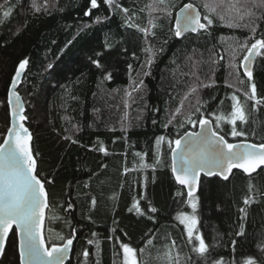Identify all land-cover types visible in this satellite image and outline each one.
<instances>
[{
  "label": "trees",
  "instance_id": "obj_1",
  "mask_svg": "<svg viewBox=\"0 0 264 264\" xmlns=\"http://www.w3.org/2000/svg\"><path fill=\"white\" fill-rule=\"evenodd\" d=\"M212 2L166 0L168 16L149 10L160 7L154 0H114L112 6L97 0L94 9L90 0H0V143L10 127L11 80L27 58L18 87L23 124L38 178L53 181L46 183L45 246L71 239L66 264H123V244L136 250L139 264H169L165 253L172 264H264V169L250 176L234 169L227 180L200 178L193 197L208 245L203 256L179 222L192 198L173 179L175 140L195 130L203 115L229 143L264 142V56L257 57L249 80L240 68L246 51L238 47L264 37V19L240 20L229 0L210 14L204 4ZM187 3L200 9L203 23L206 14L213 23L177 38L175 13ZM150 20L157 27L145 35L140 28ZM233 49L235 68L229 64ZM253 84L258 104L248 98ZM192 87L197 91L173 116ZM233 95L248 117L236 122L245 136L233 137L232 125L223 121L216 127L217 115L231 113ZM158 137L164 139L157 143ZM134 202L144 215L132 208ZM0 264H20L15 231Z\"/></svg>",
  "mask_w": 264,
  "mask_h": 264
},
{
  "label": "snow or ice",
  "instance_id": "obj_2",
  "mask_svg": "<svg viewBox=\"0 0 264 264\" xmlns=\"http://www.w3.org/2000/svg\"><path fill=\"white\" fill-rule=\"evenodd\" d=\"M154 2L160 7H153L149 5V10L152 12H161L168 16H171V11L166 0H154ZM224 0H216L213 2L205 3L204 8L210 14H218L217 9ZM91 8H97V0H90ZM106 5L112 6L114 0H104ZM231 10L235 11L240 20L245 17H255L257 20L264 19V0H229ZM239 5V6H238ZM116 7H120L116 5ZM241 8L244 9L241 12ZM260 10V16H256V10ZM127 12V9H123ZM85 16L89 15V11H86ZM9 12H4V16H8ZM219 19L223 20V15H219ZM100 18L97 17V22ZM202 17L197 8L192 4H185L180 8L179 12L175 15V28L174 35L179 38L185 33H197L200 30H206L208 26L213 23L210 15L203 16V20L207 23L201 22ZM131 26V25H130ZM229 26H232L231 24ZM247 26V25H245ZM137 27H139L137 25ZM157 25L150 20L149 27L140 28L145 35L153 34L151 29L156 28ZM256 27H251V32L256 33ZM238 47L246 51V54L241 61L240 66L244 69V74L249 80L252 79V65L257 57L264 56V37L255 39L254 43L249 46L247 42L239 43ZM99 55V53L97 54ZM235 49L230 54L229 64L235 68L232 61L235 60ZM223 60L224 56H220ZM29 60L23 59L19 62L15 73L11 80L9 87V103L11 104L12 98L15 97L16 105L15 110L11 113L16 117L19 122L18 125L8 127V135L5 136L4 142L0 143V252L4 250V240L9 230L15 226L18 231L20 241V256L21 264H64V256L69 251V245L72 244V240L68 239L61 246L53 245L48 248L45 247V240L41 236L42 222L45 216V209L48 207V193L46 191V183H52L53 181H42L38 178L39 172L37 168V161L34 158L32 149L30 148L31 135L28 129L24 126L23 121L26 120L24 109L21 105V98L16 94L17 82L23 75ZM216 61H213L215 63ZM92 63L97 68L102 67L98 60H92ZM151 64V60L148 62ZM51 67V65H49ZM147 75V73H145ZM110 79V74L106 76ZM143 84L141 80L139 84H136L133 91L138 90ZM197 91L196 87H192L188 93L181 100V106L177 107L173 116L181 111L184 101L188 99V96ZM131 95V93H127ZM245 95H248L247 93ZM249 99L259 103L256 97V87L253 84L251 86V95ZM233 105L232 111L227 116L221 114L215 117L216 127L219 128L220 123L226 122L232 125L231 135L233 137L245 136L246 133L242 130H238L236 122H247V115L244 106L240 103L238 97L232 96ZM197 103L199 104V97H197ZM223 103V102H221ZM253 104V108H255ZM196 112H200V108L197 107ZM189 123H195L190 118ZM198 123L202 127L200 133L185 134L184 137L174 141L176 147L171 151L178 156V167L176 163L172 168L177 182L188 188L189 198L193 197V193L196 190V184L198 182L201 172H206L208 175L218 174L225 180L229 178V174L233 169H242L245 173L250 174L256 171L261 165H264V142L259 144L255 143H229L225 140L223 135H219L217 132L212 131L209 127L210 121L203 118V115L198 120ZM185 137H188L186 140ZM164 138L158 137L157 143L161 142ZM182 141L184 142V148L177 153V149H180ZM199 142L201 147L199 151L193 152L192 145L194 142ZM100 151L106 153V149L101 147ZM127 171V169H125ZM87 186V185H85ZM245 204L249 203L248 199H245ZM95 199L92 200V205L95 206ZM72 205L70 204L69 207ZM191 207L195 212L196 203L192 202ZM132 208L140 215H144L137 202H134ZM131 211V209H129ZM149 212H155L156 209L149 207ZM243 212L244 209H241ZM180 223L185 225V231L192 240L194 235V228L197 223L195 216H185L180 214ZM242 233H237L240 235ZM61 239H63L61 237ZM195 240L198 242L195 251L201 256L208 252V245L204 238L198 233L195 234ZM151 243V240H149ZM175 242H173L174 244ZM123 252L125 253V264H137L136 250L129 247L127 244L122 245ZM88 255L87 251L84 253ZM168 258L169 264H172V258L170 253L164 254ZM129 257L132 259L129 260ZM178 264V262H176ZM247 264H253L252 260H249Z\"/></svg>",
  "mask_w": 264,
  "mask_h": 264
},
{
  "label": "water",
  "instance_id": "obj_3",
  "mask_svg": "<svg viewBox=\"0 0 264 264\" xmlns=\"http://www.w3.org/2000/svg\"><path fill=\"white\" fill-rule=\"evenodd\" d=\"M187 4H192V3H187ZM184 5H185V4H184ZM184 5H183V6H184ZM192 5H194V4H192ZM183 6H181V7H183ZM194 6L197 8V10H198V11L200 12V14H201L200 9H199L196 5H194ZM181 7H180V8H181ZM180 8L176 11V13L179 12ZM176 13H175V15H176ZM201 17H202V14H201ZM201 22H203V21L201 20ZM174 28H175V18H174ZM200 31H203V30H200ZM197 33H198V32H197ZM188 34H196V33H191V32H189V33H185L184 35H182V36L179 37V38H183L184 36H186V35H188ZM255 62H256V60H255ZM255 62H254V64L252 65V72H253L254 67H255ZM240 68H241V71L244 73V69H243L241 66H240ZM21 77H22V76H21ZM20 80H21V78H20V79L18 80V82H17L16 89H14V91L16 92V94L19 95V96H20V94L18 93V87H19V84H20ZM8 93H9V92H8ZM20 98H21V96H20ZM8 103H9V95H8ZM15 105H16V100H15V97H13V98H12V101H11V104L9 103V108H10V127H12V126H14V125H18V123H19V122L17 121L16 117H14V116L11 115V113L15 110ZM21 105H22V107H23V109H24V103H23L22 98H21ZM207 120H209V119H207ZM209 121H210V125H209V127L212 129V131H215V130H214V127H213V124H212V122H211V120H209ZM202 130H203L202 127H201L200 124L198 123V125H197V127H196L195 130H189V131H186L185 133H183V134L179 137V139H180L181 137H184L186 133L189 134V136H190L192 133H200ZM7 135H8V133H7ZM219 135H220V134H219ZM185 139L187 140L188 137H185ZM3 142H4V141H3ZM241 142L252 143V142H248V141H237V142H233V144H237V143H241ZM175 147H176V145L174 146V148H175ZM191 147H192L193 152H196V151H199L201 145H200V143L197 141V142H194L193 145H192ZM183 148H184V142L182 141L181 146H180V149H177V153H179V151H181ZM170 163H171V171H172V168H173V166H174V163H176V166H177V167L179 166V165H178V156H176V154H174L172 151H171V153H170ZM260 169H264V165H261L259 168L256 169V171H254V172H252V173H250V174L245 173L242 169H238V168H237L236 170L243 172V173H244L245 175H247V176H250L251 174L258 172ZM233 170H234V169H233ZM233 170H232V171H233ZM172 175H173V179H174V181L176 182V184H177L179 187L183 188V189L188 193V188H186L184 185H181V184H179V183L177 182V180H176V178H175V174L173 173V171H172ZM230 175H231V174H229V177H230ZM214 176L220 177L222 180H225L221 175H218V174L208 175V174H206V172H201V174H200V176H199V179H198V182H197V184H196V190H195V192L193 193V195L196 194L197 191H198V188H199V182H200V178H201V177L211 178V177H214ZM47 209H48V207H47ZM47 209H45V216H44V220H43V222H42V228H41V236H42L43 239H44V226H45V220H46V212H47ZM12 231H15V233H16V235H17V246H18V253H19L20 264H21V256H20V241H21V237H20L18 231L15 229V226H13V228H12L11 230H9L7 236L5 237V240H4V250H5V248H6V244H7L8 238H9V236L11 235ZM45 247H46V246H45ZM71 248H72V244L69 245V251H68L67 254L64 256V264H66V263L69 261V259H70V256H71ZM4 250H3V252H0V259H1L2 256H3Z\"/></svg>",
  "mask_w": 264,
  "mask_h": 264
},
{
  "label": "rangeland",
  "instance_id": "obj_4",
  "mask_svg": "<svg viewBox=\"0 0 264 264\" xmlns=\"http://www.w3.org/2000/svg\"><path fill=\"white\" fill-rule=\"evenodd\" d=\"M192 202H195L196 203V209H195V212L193 211V209H192V207H191V203ZM197 203H198V200H197V197H192V200L190 201V205H189V212H187V213H183L185 216H195V218H196V220H197V223H196V225H195V228H194V230H193V232H194V235H193V237H192V240L190 241V242H193V244L195 245L194 247L196 248V246H197V244H198V242L195 240V234H199V235H201L202 236V234H201V232H200V229H199V226H198V217H197V207H198V205H197ZM182 217H181V215L179 216V222H180V219H181ZM181 225H183V227H184V230H185V225L184 224H182L181 223ZM185 234H186V237L189 239V237H188V235H187V233H186V231H185ZM136 258V260H137V264H139V262H138V259H137V256L135 257ZM132 258L131 257H129V260H131ZM122 263L123 264H125V253L124 252H122Z\"/></svg>",
  "mask_w": 264,
  "mask_h": 264
}]
</instances>
